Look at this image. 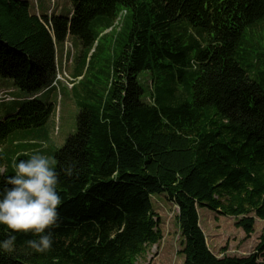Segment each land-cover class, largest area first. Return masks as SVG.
Here are the masks:
<instances>
[{"label": "trees", "instance_id": "1", "mask_svg": "<svg viewBox=\"0 0 264 264\" xmlns=\"http://www.w3.org/2000/svg\"><path fill=\"white\" fill-rule=\"evenodd\" d=\"M69 1L63 17L0 0V78L45 96L55 89L56 46L68 37L83 69L71 87L80 97L76 132L51 154L76 162L73 177L61 175L52 248L37 254L25 244L35 237L17 234L0 264H137L163 238L155 195L178 209L183 264H263L264 234L251 255L216 258L197 210L235 219L246 237L255 219L264 221V48L254 41L264 34L255 33L264 27V0ZM123 12L118 30L106 32ZM142 72L150 73L148 97ZM38 98L0 119V170L9 135H40L52 115L54 106ZM34 142L11 146L26 152Z\"/></svg>", "mask_w": 264, "mask_h": 264}, {"label": "rangeland", "instance_id": "2", "mask_svg": "<svg viewBox=\"0 0 264 264\" xmlns=\"http://www.w3.org/2000/svg\"><path fill=\"white\" fill-rule=\"evenodd\" d=\"M30 4V10L37 15H49L51 13L57 16L67 17L71 13L72 6L69 0H27ZM119 19L116 20L117 26ZM99 33V30L97 31ZM264 32V27L256 30V34ZM195 39L196 31L188 30ZM251 42L252 39L247 37ZM254 41L259 43L261 48H264V34L254 37ZM101 43H104L101 40ZM251 52H255L254 48H248ZM104 63L109 57V52L102 50L99 55ZM246 55H243L245 58ZM263 72V65L259 68ZM255 73V72H254ZM59 74L63 77V72L60 69ZM66 74V73H65ZM59 75V76H60ZM67 75V74H66ZM68 76V75H67ZM253 78V77H252ZM58 79L61 80L60 77ZM64 79V77H63ZM138 83L144 91V96L149 95V86L151 82L150 73L142 72L138 75ZM64 88L59 86L39 97L38 100L42 103H48L54 106V111L48 122L41 130L40 135L28 134L25 131L15 132L8 137V141L2 152L3 168L7 169L8 174H13V161L20 155H32L35 151L41 150L50 155L60 149L65 141L76 132V118L79 113L78 100L80 97L73 94L69 90V86L62 82ZM0 103L9 100L7 96L13 98V102L0 104V119L12 115L21 106L22 102L29 99L28 94L15 88L12 81L0 78ZM35 131V130H34ZM39 131V130H37ZM24 132V133H23ZM43 133V134H42ZM32 141L37 144L36 150H27V147L22 146L20 149H14L11 145L15 142L22 145L23 141ZM25 152V153H24ZM44 152V154H45ZM18 154V155H17ZM3 169H1V172ZM151 204L154 213L160 218V229L162 232L161 242L146 250L138 260L137 264H183V257L179 254L181 251V239L176 216L178 209L175 205L169 202L165 195H155L151 198ZM199 225L205 236L206 244L209 251L218 259L223 257L243 258L251 255L259 243V238L264 234V221L255 219L254 232L251 236L246 237L241 229L235 227L236 220L230 217H223L217 213L207 209H198ZM259 262L264 264V254L259 258Z\"/></svg>", "mask_w": 264, "mask_h": 264}, {"label": "clouds", "instance_id": "3", "mask_svg": "<svg viewBox=\"0 0 264 264\" xmlns=\"http://www.w3.org/2000/svg\"><path fill=\"white\" fill-rule=\"evenodd\" d=\"M13 168V174L0 187V229L5 230L0 239V255L15 251L17 234H31L35 238L26 240V246L37 254L47 253L53 245L51 229L60 220L61 175L73 177L76 162L60 164L37 150L27 159L15 161Z\"/></svg>", "mask_w": 264, "mask_h": 264}, {"label": "crops", "instance_id": "4", "mask_svg": "<svg viewBox=\"0 0 264 264\" xmlns=\"http://www.w3.org/2000/svg\"><path fill=\"white\" fill-rule=\"evenodd\" d=\"M72 47V51L67 54V63L63 69V57H64V44H59L56 46V60L57 66L71 78V79H79L81 78V73L83 71L82 67L77 64V58L80 53V47L78 42L74 38H67L66 41ZM63 87V86H62ZM64 88V87H63ZM2 91V90H0ZM15 113V112H14ZM13 113V114H14ZM30 142V141H29ZM37 148H30L28 152L31 150H36Z\"/></svg>", "mask_w": 264, "mask_h": 264}, {"label": "bare ground", "instance_id": "5", "mask_svg": "<svg viewBox=\"0 0 264 264\" xmlns=\"http://www.w3.org/2000/svg\"><path fill=\"white\" fill-rule=\"evenodd\" d=\"M118 19H119V18H118ZM118 19H117V20H118ZM115 23H116V22H115ZM7 97L9 98V100H7V101H11V100H12L9 96H7ZM7 101H5V102H7Z\"/></svg>", "mask_w": 264, "mask_h": 264}]
</instances>
